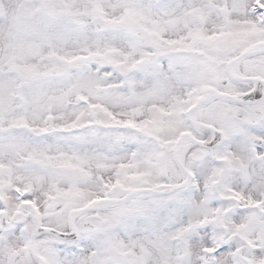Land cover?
I'll list each match as a JSON object with an SVG mask.
<instances>
[{
    "label": "snow or ice",
    "instance_id": "snow-or-ice-1",
    "mask_svg": "<svg viewBox=\"0 0 264 264\" xmlns=\"http://www.w3.org/2000/svg\"><path fill=\"white\" fill-rule=\"evenodd\" d=\"M0 264H264V0H0Z\"/></svg>",
    "mask_w": 264,
    "mask_h": 264
}]
</instances>
